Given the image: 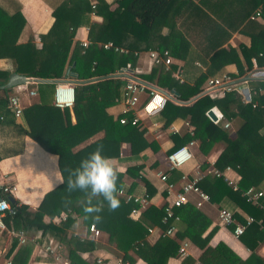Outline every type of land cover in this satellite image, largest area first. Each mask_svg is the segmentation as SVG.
<instances>
[{
	"label": "trees",
	"instance_id": "16d2710c",
	"mask_svg": "<svg viewBox=\"0 0 264 264\" xmlns=\"http://www.w3.org/2000/svg\"><path fill=\"white\" fill-rule=\"evenodd\" d=\"M176 1L113 0L116 8L112 10L103 0H95L93 9L88 0H63L51 8L53 23L46 34L38 37L39 48L35 46L32 38L24 43L17 42L24 19L19 8L16 7L9 13L0 4V60H9L12 72L18 75L41 81L70 80L74 83V103L71 109L73 124L67 109L52 106L55 85L51 82H40L35 87L48 136L46 142L39 143L27 129L15 127L20 135L31 138L45 152L57 157L61 183L43 195L35 210L20 205L14 216L3 217L2 223L7 231L17 229L23 234L51 236L64 248L67 264H96L95 261L84 260L83 255L94 251L99 245L69 234L75 225L84 229L93 225L107 237L108 245L104 249L127 264L135 262L128 255L129 252H133L144 264H166L169 259L178 258L179 241L185 240L199 249L207 245L215 230L212 228L202 236L209 227V220L189 203L174 210L179 218L175 224L178 231L174 238L159 236L153 244H148L145 240L148 236L147 228L158 227L161 231L165 229L160 223L162 207L149 205L140 212L137 220H133L130 212L138 206L118 196L119 208L109 211L105 202L103 210L99 213L102 219L96 222L92 218L96 214L86 215L83 211V206L79 203L81 193H73L70 203H66L64 199L67 195L65 169L78 167L81 160L98 147H102L103 156L112 160L120 156L121 146L124 144L128 145L132 157L145 150L152 153L158 150L154 142L144 139L145 130L140 125H121L117 121L118 117L114 119L106 112L117 103L124 80L114 77L95 82L90 80L118 75L122 71L134 73L138 56L150 50L147 39L156 20H163L168 29L156 51L160 55L166 51L171 59H178V51L184 45L181 43L182 38L174 33L175 22L172 19L175 13L169 19L170 11H175L173 7ZM252 10L242 19H219L216 22L207 18L204 40L208 50L204 53V60L195 59L206 71H199L192 83L176 82L171 77L172 72L179 67L183 78L184 70L181 66L173 64L167 70L161 65H152L147 75L134 74L137 79L162 91H172L174 97L182 102L180 105H174L166 100L159 112L166 126L173 120L181 119L191 128V134L186 132L181 136H169L173 148L198 140L201 152L206 154L213 145L220 146L213 168L218 171H223L226 167L231 168L238 177V191H232L222 178L214 176L204 177L198 187L207 195L211 205L219 207L223 200L229 201L236 208L232 216L237 223H243L247 217L255 220L262 217V210L247 203L242 192L247 188H253L255 191L264 189V81H247L248 84H253L248 103H243L236 85L232 91L224 93L218 99H211L199 93L204 80L208 76H214L216 71L226 65L235 67L236 74L230 76L234 80L247 76L253 67L251 59H254L256 68H264V4H255ZM255 12L260 13L263 21L250 20L249 17L255 15ZM91 13L100 18V21H90ZM224 26L231 33L237 32L246 36L248 46L239 44L235 48H223L230 36ZM80 27L88 29L89 44L85 48L74 39L75 32ZM105 43H111L113 47L125 52L118 53L112 48L105 50L102 48ZM193 61L194 59L190 60V63ZM186 62L189 61H185V65ZM8 75V72L0 70V85L6 82ZM10 93L11 90L0 91V110L5 107ZM146 100L147 96L141 98L137 108H141ZM212 108H216L221 114L222 122L214 124L206 116L207 111ZM234 120L238 121L234 130L222 127L223 123H231ZM99 134L100 137L93 139ZM206 167L207 165H203L201 170ZM142 169V165L125 169L124 175L134 180L126 193L129 194L132 188L140 183L146 197L151 198L155 190L141 175ZM179 176L176 171H171L168 174V182L177 184ZM122 178L123 174L119 173L118 189L123 188ZM0 197L11 205H16L9 195L0 194ZM93 203L95 204L96 200ZM259 203L264 206V199ZM60 213H65V220L53 224L52 219ZM230 229L232 231L233 226H230ZM263 229L264 220L261 226L250 224L238 237L239 242L249 251V256L238 264H264V256L255 254L264 240ZM16 243V239L12 240L5 258L11 254ZM180 264L195 262L186 256Z\"/></svg>",
	"mask_w": 264,
	"mask_h": 264
},
{
	"label": "crops",
	"instance_id": "0c3cea01",
	"mask_svg": "<svg viewBox=\"0 0 264 264\" xmlns=\"http://www.w3.org/2000/svg\"><path fill=\"white\" fill-rule=\"evenodd\" d=\"M61 1L63 0H0V4L9 13L14 11L16 7L19 8V12L24 19V26L18 36L17 42L24 43L29 38H32L35 46L39 48L40 43L38 37L46 34L53 23L51 8ZM88 1L90 4L95 3V0ZM103 1L108 4L112 10L116 8L113 4V0ZM255 4H264V0H177L174 3L173 8L175 11H170L171 13L169 14V19H171L172 14L175 13V17L172 19L175 22L174 33L182 38L181 43L184 46L178 51L179 58H173L172 60L173 65H178L183 68L184 83H192L198 76L199 71L202 73L206 71V68L195 59L199 58L204 60V53L208 50L206 49L204 40L206 37L207 18L216 22L219 19H242L247 13L253 11L252 7ZM256 12L260 11L256 10ZM255 20L260 22L263 21V18L260 15ZM90 21L99 22L100 18L91 13ZM224 29L227 32H230V36L227 42L224 43L223 48H227V46L235 48L239 44L248 46L249 42L246 36L237 32L231 33V31L225 26ZM87 32V27L78 28L75 32L74 39L78 42L80 40H87ZM167 33L168 29H166L164 21L156 20V23L152 27L147 39L150 46L149 49L156 50L157 45L161 42L162 38L167 35ZM183 58L185 60H183ZM193 59L194 61L190 63V60ZM185 61L189 62H186L187 64L185 65ZM251 63L252 65L254 64L252 61ZM151 67L152 65L147 57V54L142 53L136 60L134 74L147 75ZM0 70L12 73L10 61L1 59ZM232 74H236V69L233 65L230 64L220 68L215 72L214 76H208L204 80L200 86L199 95L203 93L202 90L205 87V82L207 80L217 78L221 75H227L230 77ZM247 76L253 78L248 80L249 82L264 81V79H261L264 78V68H256L253 65L252 69L248 71ZM238 80L240 79H232L231 84L236 85L237 88L241 90L245 98H247V96L250 97L253 84H248L247 82L239 83ZM55 81L56 83L53 84L57 85L69 82L70 80ZM40 82L50 81L39 80V82L28 83L11 90V94L19 95L23 112L21 118L14 119L4 109L0 110V183L12 188V191L9 193V197L16 202V205H25L31 210H35L37 208L45 193L61 183L60 174L57 168V157L45 152L37 142L27 136L20 135L15 129V127L25 130L27 129L39 143L46 142L48 136L44 126L43 117L39 109L40 105L35 87V85ZM30 91L34 93V96H28L27 93ZM207 94L211 99L221 98L217 91L209 90L207 91ZM143 97L144 96H141V98ZM168 97V93L163 92L162 94L156 95V97L152 99V103L148 105L146 112L142 111L141 108L137 109V115L140 118V126L145 130L144 139L147 142H154L157 145L158 150L155 153H152L150 150H145L138 156L132 157L130 156L128 145L124 144L121 146L120 156L117 159L112 160L116 168L119 170V173L123 174L122 189L124 192H127L130 185L134 183L133 179L124 175L125 169L130 166H143L141 175L155 190L154 196L146 199V206L152 205L156 208L162 207L166 200L164 184L159 181L157 172L162 171L164 157L173 148V143L169 139V136L171 134L181 136L187 131L185 127V120L176 119L171 121L168 126L165 125V121L162 119L159 112L164 101ZM161 101H163V103ZM155 108L157 110L156 112H154ZM121 109L122 106L118 102L114 106L108 108L106 112L112 118L116 119V117H118L121 113ZM149 111L154 113H150ZM211 111L220 117L218 122H222L221 114L217 111V109L212 108ZM70 122L73 124L72 119ZM237 125V120L229 123V127L232 130H234ZM171 128L175 130L173 133L171 132ZM100 136L101 135L99 134L93 139ZM189 151L192 155V159L180 168L179 171H176L179 174L184 173L189 175L197 169L200 170L203 165L210 166L213 164L220 151V146L213 145L207 153L204 154L201 152L200 142L196 140L189 147ZM260 192L262 193V198L264 199V189L260 190ZM144 193V188L140 183H137V185L129 192L130 195L140 198H143L145 195ZM189 201V204L192 205L196 202L194 197H190ZM221 208L231 212L236 210V208L227 200H223L219 207L209 203L202 205V207L198 209L203 216L209 220V227L202 236H205L212 228H214L215 231L203 249H199L189 243L187 257L194 260L195 264H238L239 261H243L249 256V251L239 242L238 238H234L232 236L230 227H224L218 224L217 213ZM144 209L140 210V212ZM138 216L132 219L137 220ZM10 231L18 230L11 229ZM68 233L84 238L85 229L84 227L75 225L71 232L69 231ZM24 237L25 241L22 244L16 243V246L12 250L11 254L5 258L4 255L9 249L12 240L15 238L11 237L9 231L6 229L0 230V264H6L7 261H9L10 264H62V262L66 261L64 248L60 244L59 245L62 248L60 262L53 263L51 259L42 254L41 249L48 241L58 244V242L51 236H41L39 234L30 233L24 234ZM158 237L159 235L157 229H153L145 240L148 244H153ZM173 238L174 237L171 239ZM106 239V235L101 233V237L96 242L99 247L92 252L84 254V260L87 262H93L99 258L101 261L100 264H115V259H117V257L104 249L108 245ZM255 254L259 257L264 256V240L259 245ZM128 255L135 261L134 264H144L133 254V252H129ZM181 260L182 258L180 257L172 258L169 259L166 264H180Z\"/></svg>",
	"mask_w": 264,
	"mask_h": 264
},
{
	"label": "built area",
	"instance_id": "2783aa9c",
	"mask_svg": "<svg viewBox=\"0 0 264 264\" xmlns=\"http://www.w3.org/2000/svg\"><path fill=\"white\" fill-rule=\"evenodd\" d=\"M91 8H94V4L91 5ZM259 17V14L250 17V20H254ZM82 48H85L89 42L88 40H80L79 41ZM102 48L113 49V51L122 53L125 52L122 49L113 47L111 43H105L102 45ZM148 59L150 60L151 65L157 66L161 65L165 70L168 69L170 65L173 64V60L168 55L166 51H163L160 55L156 50H149L146 52ZM254 62V59H251ZM255 66V62L253 64ZM171 77L178 82L179 84L183 83L181 69L177 67L174 72H172ZM118 78L124 80V83L121 87L120 97L117 101L121 104L122 109L119 114L117 121L119 124L123 125L126 123H130L131 125H140V118L137 115L138 113V103L140 101L141 96H147V100L144 105L141 107L142 111L146 112L148 105L152 103V99L156 97L158 94H162L165 91H162L150 84H146L141 81H137L136 77H134V73L131 71H122L119 73ZM232 78L227 75H221L218 78L209 79L205 82V87L203 88V93L201 95H207V91H217L219 96H223L224 93L230 92L233 90L234 85L231 84ZM240 94L243 103H248L250 101V97L247 96L245 98L240 89H237ZM168 93L169 97L166 98L167 101L171 102L174 105L182 104L181 101L177 100L174 97V93ZM210 93V92H209ZM28 96H34L33 92H28ZM209 97V96H208ZM165 100V101H166ZM164 101V102H165ZM163 103V101H161ZM74 103V83L73 82H65L61 84H57L53 90V98L52 105L58 109H67L69 111L70 120L74 118L71 112ZM255 105V104H254ZM253 105V106H254ZM6 112H8L14 119H19L22 116V108L20 104L19 95L17 94H9L7 97V103L3 108ZM158 109V108H157ZM155 110V111H154ZM153 111L156 112V108ZM150 113L152 111H149ZM152 112V113H154ZM149 113V114H150ZM215 115V121H211L212 123H218L220 117ZM1 120V117H0ZM185 127L187 129L186 132L189 134L192 133L191 128L188 123H185ZM222 127L224 129L229 128V123H223ZM175 131L171 128V132ZM194 142V141H193ZM193 142H188L182 146L172 148L164 157V161L162 164V171L157 172V177L159 181L164 184V192H165V203L162 206V217L160 223L165 227L163 231L157 228H147L148 234L153 231V229H157L158 235L172 238L177 232V228L175 224L178 222L179 218L174 213V210L188 204L190 201V197H194L196 202L193 204L196 209H200L202 205L209 204L208 197L205 193H203L199 187V182L206 176H214L222 178L223 182L232 190L238 191V177L236 173L229 167H226L223 171H218L213 168V164L207 166L203 170H195L192 174L186 175L181 173L179 176V180L177 184L168 182V173L171 171H179L186 163H188L192 159V155L189 151V147L193 144ZM187 153V159L184 160L183 163H178V159L176 154L180 153L181 158L184 153ZM12 191V188L5 184L0 183V194L9 195ZM118 196L124 198L126 201H132L134 204L138 206V208L132 209L130 212V217L134 218L138 216L140 210L146 208V195L143 198L132 196L123 191V189H119ZM242 196L245 198V201L252 206H256L257 208L262 210L261 219L255 220L252 217H247L243 223H237L233 219L232 212L227 211L225 209H219L217 213V221L218 224L224 227L233 226L232 236L234 238H238L241 236L250 224H257L259 226L262 225L264 220V206H262L259 202L262 198V193L260 191H255L253 188H247L244 192H242ZM18 205H11L6 199L0 197V230H5V227L2 223V218L5 216H14ZM65 213H60L57 217L52 219L53 223L58 224L61 221L65 220ZM264 230V229H263ZM11 237L17 240V243L22 244L25 241V237L22 231H9ZM101 237V232L96 229L93 225H89L85 229L84 238L93 242H97V240ZM188 247L189 243L185 240L179 242L177 255L180 258H184L188 255ZM42 254L51 259L53 263H58L61 261L62 256V248L59 244L53 243L44 245L41 249ZM96 264H100L101 261L99 258L95 260ZM6 264H10L9 261ZM62 264H67L66 261L62 262ZM115 264H127V262H123L121 259H115Z\"/></svg>",
	"mask_w": 264,
	"mask_h": 264
},
{
	"label": "clouds",
	"instance_id": "9594fccd",
	"mask_svg": "<svg viewBox=\"0 0 264 264\" xmlns=\"http://www.w3.org/2000/svg\"><path fill=\"white\" fill-rule=\"evenodd\" d=\"M102 147H98L93 153L82 159L76 168H66V192L65 202L70 203L73 193H81L79 203L83 206L86 215L99 222L102 217L99 213L103 210L104 203L109 211H115L120 206L118 199L119 170L112 159L102 155ZM178 163L187 159V153L176 154ZM96 200L94 204L93 201Z\"/></svg>",
	"mask_w": 264,
	"mask_h": 264
},
{
	"label": "water",
	"instance_id": "95a60500",
	"mask_svg": "<svg viewBox=\"0 0 264 264\" xmlns=\"http://www.w3.org/2000/svg\"><path fill=\"white\" fill-rule=\"evenodd\" d=\"M113 77L117 78L118 75L101 77V78L90 80V82H95V81L102 80L105 78H113ZM251 79H253V78L250 76H244L243 78H241L238 81H239V83H242V82H247L248 80H251ZM261 79H264V78H261ZM35 82H39V80L34 79V78H30V77H25L22 75H18L16 73L12 72V73H9L6 82L3 85H0V91L12 90L13 88L23 86V85L28 84V83H35ZM50 82L56 83V81H50ZM206 116L210 119V121H215V119H216L214 113L211 110L207 111Z\"/></svg>",
	"mask_w": 264,
	"mask_h": 264
},
{
	"label": "rangeland",
	"instance_id": "374dc122",
	"mask_svg": "<svg viewBox=\"0 0 264 264\" xmlns=\"http://www.w3.org/2000/svg\"><path fill=\"white\" fill-rule=\"evenodd\" d=\"M222 209H224V208H222ZM226 210V209H225ZM227 211H229V210H227ZM231 212V211H230ZM48 244H53V242H51V241H48L47 243H46V245H48Z\"/></svg>",
	"mask_w": 264,
	"mask_h": 264
}]
</instances>
